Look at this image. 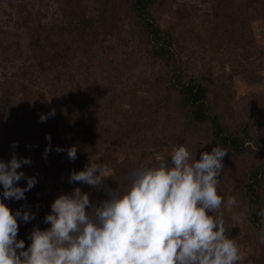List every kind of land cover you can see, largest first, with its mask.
<instances>
[{
	"label": "rangeland",
	"instance_id": "obj_1",
	"mask_svg": "<svg viewBox=\"0 0 264 264\" xmlns=\"http://www.w3.org/2000/svg\"><path fill=\"white\" fill-rule=\"evenodd\" d=\"M132 1L0 0V159L7 161L13 151L30 157L32 163L18 171L38 181L26 199L5 200L13 210L27 205L35 213L26 223L18 219V238L27 245L34 226L50 227L44 217L61 192L80 187L94 201L106 197L87 184L69 183L71 172L90 158L107 164L108 185L123 190L132 169L167 160L180 144L197 159L216 144L209 123L199 132L211 137L201 140L194 129L193 141L182 139L187 126L168 91L172 65L154 58L131 34ZM154 1L157 20L178 40L174 67L181 64L186 77L208 87L211 112L229 132L250 135V148L229 151L224 160L218 194L236 202L217 212L240 246L237 264H264V225L253 222L244 194L246 175L264 171V0ZM125 35L132 41L124 42ZM32 41L49 45L50 56L34 52ZM18 43L25 55L17 52ZM51 109L55 115L41 122L39 116ZM71 146H77L75 160L67 156ZM259 192L264 203V177Z\"/></svg>",
	"mask_w": 264,
	"mask_h": 264
},
{
	"label": "clouds",
	"instance_id": "obj_2",
	"mask_svg": "<svg viewBox=\"0 0 264 264\" xmlns=\"http://www.w3.org/2000/svg\"><path fill=\"white\" fill-rule=\"evenodd\" d=\"M50 115L55 109L39 120ZM46 139L45 157L51 150L50 135ZM17 146L12 142L13 149ZM227 152L215 144L197 159L180 144L170 159L132 169L130 185L123 190L108 185L107 164L90 158L82 170L71 172L69 183L87 184L106 197L94 201L80 187L61 192L44 217L50 227L34 226L25 247V239L18 238V219L26 223L35 213L27 205L13 210L5 200L26 199L38 181L18 171L31 158L13 151L7 161L0 159V264H237L243 259L240 246L226 234L222 213L212 214L222 202H236L217 190ZM67 156L75 160L77 146L69 147ZM22 178L27 182L23 187L18 184ZM260 239L264 242V229Z\"/></svg>",
	"mask_w": 264,
	"mask_h": 264
},
{
	"label": "trees",
	"instance_id": "obj_3",
	"mask_svg": "<svg viewBox=\"0 0 264 264\" xmlns=\"http://www.w3.org/2000/svg\"><path fill=\"white\" fill-rule=\"evenodd\" d=\"M154 4V0L132 1V3L130 4L133 13V29H131V34H137L139 38H141L140 40L142 42H139L146 45L150 54L154 58L167 63L169 66L172 65V67H174L176 63L174 61V58L177 56L175 48H177L178 40L173 33L164 28L161 21L157 20ZM135 37L136 36L134 35V38ZM123 40L124 42H130L132 41V38H130V36L128 35H125V37H123ZM16 47L19 54H26L23 43H18ZM29 47L33 48L34 52L41 53V56L43 58L46 56H50V52L47 51L49 45H47L45 42L43 47H41L39 43L32 41L29 43ZM10 48L12 49V46H10ZM6 51H8V48L5 50V52ZM6 53L9 54V52ZM177 65L178 66H176V68L171 67V74L169 76L170 86L168 88V91H170V93H174L173 96L177 100V107L179 112L181 113V122H183L184 126H187V129L182 133V139L192 140V133L194 129H197L198 131L197 137H200L201 140L205 139V137L209 133L206 136H203V134H200L199 128L202 125L209 123L216 144L227 148L230 152L235 154L245 152L247 148H250V139L248 140L250 135L246 132V130L244 131V134L241 135H234L229 132L228 128L226 126H223L222 122L217 118V116H215L211 112L208 87H206L201 81L197 80L196 78L186 77L183 66H181V64ZM210 135L211 134H209V136ZM258 141L261 142L260 140ZM259 142H257V144H259ZM230 152H227V155L224 156L223 164L225 158L228 157ZM191 155L193 156L192 153ZM261 168L262 167L255 168L251 172H249L248 175H246L245 180L246 182H248V184H246V190L248 191L244 194L247 196L250 205L253 206L251 216L253 222L256 224L264 225V216L260 215L261 209H264V203L262 202V199H260L259 192L261 180L264 177V171H262ZM221 196L223 197L222 194ZM222 204L220 208H222ZM217 211L218 209L215 211V214L222 212ZM19 239H23L22 235L21 237H19ZM26 245L27 243H25V246Z\"/></svg>",
	"mask_w": 264,
	"mask_h": 264
}]
</instances>
